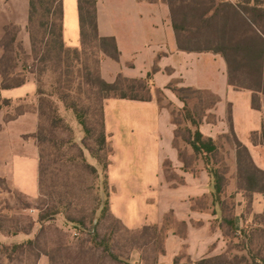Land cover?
<instances>
[{"label": "crops", "instance_id": "crops-1", "mask_svg": "<svg viewBox=\"0 0 264 264\" xmlns=\"http://www.w3.org/2000/svg\"><path fill=\"white\" fill-rule=\"evenodd\" d=\"M61 3L63 42L66 47H80L78 0H61ZM96 6L99 34L115 37L120 51L119 62L109 57L102 59L104 80L112 83L119 73L127 78H145L151 73L152 90L155 87L167 90L177 81L179 86L211 92L218 101L207 113H216V121L207 120L205 116L200 131L218 141L220 135L228 133L230 110L236 135L248 148L254 163L264 169L261 133L264 94L261 110L253 109L252 91L236 89L228 83L227 65L221 55L179 50L165 0H96ZM29 15L30 0H0V41L7 26H17V41L26 55L31 53ZM2 52L0 49V56ZM22 61L20 55L16 72L22 71ZM37 89L33 73H28L21 85L0 87V99L8 102L0 108V178L12 182L32 200L39 195V148L32 137L39 124ZM104 115L108 141L113 148L108 168L113 215L130 229L161 225L168 213L177 221L185 222V235L170 231L166 236L165 252L170 257L186 244L191 258L201 259L214 243H224L226 237L220 227L222 212L213 203V181L200 159L195 162L196 173L184 171L174 146L175 125L170 111L160 107L152 95L149 101L110 98L106 101ZM223 147L230 173L226 195L244 196L236 188L234 147L227 141ZM166 160L183 178L182 183L174 185L165 180L163 164ZM261 197L263 202L259 204ZM253 198L257 203L252 205L254 213H262L264 194L254 193ZM201 199L206 203L199 204L197 201ZM237 207L239 205L234 212L240 230L248 227L249 219ZM216 219L219 224L213 227ZM256 226L262 225L257 223ZM17 237L0 233V241L4 243Z\"/></svg>", "mask_w": 264, "mask_h": 264}, {"label": "trees", "instance_id": "trees-1", "mask_svg": "<svg viewBox=\"0 0 264 264\" xmlns=\"http://www.w3.org/2000/svg\"><path fill=\"white\" fill-rule=\"evenodd\" d=\"M153 1V0H151ZM170 8V17L175 32L176 44L179 50L196 52H213L221 55L227 65L228 83L236 89H249L252 91V108L261 110V95L264 94V0H165ZM81 45L80 47H66L62 36V3L61 0H30V15L28 32L31 41V53L26 55L22 44L17 41V26L9 25L0 41V87L11 88L25 82L27 73L37 75V94L39 103L40 122L36 133L32 134L37 141L39 150V196L47 197L41 193L44 174V146L46 143L55 144V131L57 128L72 129L65 123L59 114L57 101L62 102L67 108L72 109L78 123L84 132L81 144L88 149L102 168L104 176V197L99 199L97 209H100L98 218H95L96 209L92 211L89 223L99 224L107 216L121 221L115 217L110 208L111 187L108 180L109 156L113 153L106 129L103 102L110 98L132 99L149 101L152 99L151 89L154 86L152 75L145 78H127L119 73L112 83L107 82L101 75V62L104 57L120 61V51L115 37L101 36L98 31L96 0H78ZM84 55L87 59H95L96 68L91 70L85 64L83 82L78 83V90L73 87L72 60ZM23 56L22 71L16 72L19 56ZM29 59L32 63H29ZM155 70V69H154ZM48 71L57 74L50 84L51 91L42 87V77ZM17 76V78H14ZM86 85L90 96L88 100L96 99L99 103L101 118L94 119L90 105L84 111L79 106V94L82 85ZM170 88V87H169ZM139 91H145V96H140ZM177 98L183 102L184 107L176 114L171 111L172 123L175 125L174 146L178 150L179 159L183 162L184 171L197 172L195 162H203L204 169L213 181V203L220 206L222 220L220 227L224 237L237 239V247L246 252V257L231 256L229 251L198 259L192 264H264V229L259 227H245L238 230L236 226L235 206L226 210V187L228 184V166L220 165L222 145L211 137L205 136L200 131V125L206 116V111L211 109L217 98L206 90L192 87L172 88ZM183 92H188L186 96ZM202 93L214 97L204 105ZM56 100H54V98ZM192 103V105H191ZM191 105V106H189ZM228 133L225 141L231 143L235 150L236 158V188L251 202L254 193L264 194V169L258 167L245 144L238 138L234 130L230 110H228ZM184 130L185 133L181 131ZM262 140L264 141V115L262 119ZM71 135V142L77 145ZM93 140L97 146L93 149L88 140ZM78 157L94 173L96 167L86 160L80 145ZM103 153L101 155L100 153ZM190 156V157H189ZM172 167L170 161L163 164V171L167 173ZM172 181L173 179H168ZM0 182H5L0 178ZM181 177L177 183H182ZM21 203L20 209L38 211L37 218H30L29 226H23L18 219H8L0 212V233L8 236L18 234L29 235L38 224L39 231L33 238L9 244L0 241V264H37L43 253L49 255L44 248L41 236L45 232V225L59 214H65L67 221L79 229L85 230L86 220L81 216H73L65 212L61 195L56 199H44L40 206L34 207L28 196L18 190ZM229 198H232L230 196ZM169 214V213H168ZM169 215H173L170 213ZM166 215L161 225H148L139 229H131L143 236H148L149 241H157L163 235L164 229H169ZM168 216V217H167ZM7 222L11 224L7 225ZM185 227L186 223L181 222ZM256 223V222H255ZM94 224V225H95ZM264 225V223H258ZM93 225V226H94ZM91 233V232H90ZM95 246L103 247V252L114 259L117 255L111 252L108 238L97 242L98 234L95 229L91 235ZM167 233L164 237L166 239ZM47 245V244H45ZM62 246L53 252H60ZM160 254L165 253L163 247ZM50 260H55V255L50 254Z\"/></svg>", "mask_w": 264, "mask_h": 264}, {"label": "rangeland", "instance_id": "rangeland-1", "mask_svg": "<svg viewBox=\"0 0 264 264\" xmlns=\"http://www.w3.org/2000/svg\"><path fill=\"white\" fill-rule=\"evenodd\" d=\"M28 61L30 64L32 63L31 59ZM85 64H88L92 71L96 68L95 59L91 58V60H89L82 54L79 59L74 58L72 60L73 74H71L70 78L73 79L72 82L75 90H78V83L84 80ZM34 76L35 78L37 77L36 74H34ZM56 77L57 74L52 71H48L43 75L41 84L44 90L51 91L50 84ZM14 78H17V76H14ZM168 87L170 88L167 90L155 87L154 90L151 89V94L155 96L160 107H164L170 112L174 111L177 114L179 110L183 109L184 104L177 98L172 88H178L180 86L177 84V81H174ZM88 92L87 86L85 84L82 85L79 94V106L85 111L86 106L89 104L91 112L93 111L94 113V119L99 120L101 118L99 103H96L95 97L94 99L92 97L91 100H88L90 96ZM146 94L147 92L145 91H139L140 96H145ZM183 94L187 96L188 92H183ZM201 97L203 98L204 105H207L208 102L214 99V97L206 93H202ZM53 98L56 100L55 97ZM107 100L103 102L104 109ZM7 104L8 102L0 99V108ZM56 104L59 114L64 118L65 123L72 129L73 135L69 130L57 128L55 131V144L46 143L47 146L43 147L44 180L40 192L47 194V197H40L38 195L34 200L29 199L34 207H38L45 198L49 200L50 194L51 200L61 195L63 205L66 208L65 212L77 217L82 216L87 224L85 230H83L67 221L65 214L55 216L54 219L45 225V232L41 236V242L44 244V248L49 251V255L43 253L38 259L37 264H192V262L196 261V259H192L188 253L186 244L182 246L180 252L174 257H170L166 252L164 254L159 253L163 247L165 248L164 237L166 233L168 234L170 231H175L178 235H185L186 233V225L184 227L173 215H169L170 213L167 214L169 215V217L167 216L169 229L165 228L163 235L155 242L149 241L148 236H143L141 233H137L126 227L122 221H116L108 216L101 220L99 224L93 223V225L95 224L94 226L89 223L94 209H96L95 218H98L100 214V209H97V206H100L99 199L101 198L103 201L104 197L103 171L97 160L90 154L88 149L81 144L84 132L72 109L67 108L62 102L57 101ZM207 111V120L216 121V113L214 114L213 111L207 113ZM40 122L46 124V122L39 117V123ZM181 132L185 133L184 130ZM71 135L74 137L78 146L80 145V147H82L87 162L96 167L98 173H94L88 166L82 164L83 162L78 157V146L73 145L70 141ZM88 142L90 146L96 150L97 146L94 141L89 139ZM218 142L223 146L225 138L220 135ZM100 154L103 155L102 152ZM226 156V150L222 147L220 165L229 167ZM110 157L111 155L109 158ZM163 174L165 180L174 185L177 184V181L181 178L174 171L173 166L169 168L167 173L163 171ZM229 174L228 172V183L230 181ZM170 178L173 180L169 181L168 179ZM20 197L22 198L18 193V189L13 186L12 182L6 179L5 182H0V212L2 216L8 219L16 218L18 221H21L23 226L28 227L30 218H34V215L38 214V211L35 209H20L21 203L18 200ZM197 202L199 204L206 203L204 199L198 200ZM257 202L262 204V197ZM232 204H234L235 207L239 205L237 210H242L243 216L249 219L247 224L248 227H251V225L257 227V223H264V211L259 214L254 213V207L252 205H256L257 203L253 197L251 202H248L244 196L232 193V198H229V196L226 195L227 207L225 209L229 210ZM218 207L220 208L219 205ZM9 224L11 223L7 222V225ZM218 224L219 219L214 220L213 227L218 226ZM259 228L264 229V225ZM39 229L40 226L35 224L29 235L22 233L18 234L17 239L11 242H21L25 239L33 238ZM95 229L98 234L97 242H100L105 237L108 238L110 250L117 255L118 259H114L104 253L102 245L95 246L92 241L89 242L88 239L91 240V235ZM11 242L6 243L9 244ZM237 242V239L224 238V243H221V245L214 243V245L211 246L210 250L206 253V257L217 255L218 252L221 251L222 253L229 251L230 255L233 257H246L247 255L244 250L234 247ZM59 246H62L61 251L54 253L53 250ZM50 254L55 255V260L53 262L50 260ZM242 264H247V262L244 261Z\"/></svg>", "mask_w": 264, "mask_h": 264}]
</instances>
